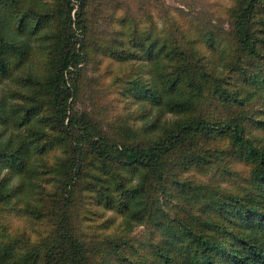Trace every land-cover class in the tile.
<instances>
[{"label":"trees","instance_id":"16d2710c","mask_svg":"<svg viewBox=\"0 0 264 264\" xmlns=\"http://www.w3.org/2000/svg\"><path fill=\"white\" fill-rule=\"evenodd\" d=\"M236 3L233 25L238 44L253 58L264 61L254 28L264 0ZM88 4L89 0H0V89L16 88L7 90L0 100V205L20 191L31 194L29 186L42 175L41 167L49 165L51 149L67 145L70 153L62 166L69 180L61 185L53 230L39 239L28 238L26 243L0 238V264H95L90 260V247L75 226L73 210L89 168L98 167L102 174L97 177L100 184H93L99 203L122 214L123 229L130 231L147 217L152 200L149 190H164L170 154L219 131L229 133L255 163L253 180L260 188L255 200L240 198L222 206L220 212L232 229L217 220L196 217L168 222L163 225L168 239L152 243L151 261L132 258L123 245L125 239L123 243L111 242L110 248L124 264H264V142L248 135L252 115L245 110L261 91L264 97V85L256 82L254 69L237 64L233 70L240 75L229 87L225 79L213 78L215 67L198 50L197 43L203 40L209 47L218 44L214 32L201 27L200 22L196 21L188 34L181 21L172 17L165 34L153 31L154 25L141 35L136 20L124 18L123 23L132 25V43L116 56L140 64V73L128 82L127 94L160 109L146 132L162 124L161 114L178 117L146 144L111 142L89 114L72 111L74 89L65 74L71 66L78 69L88 51ZM193 31L196 37L190 34ZM205 90L241 111L219 119L189 114ZM256 121L264 127V120ZM86 150L96 154L91 162H87ZM13 178L20 181L11 184ZM196 225L213 227L229 239L208 234Z\"/></svg>","mask_w":264,"mask_h":264},{"label":"rangeland","instance_id":"374dc122","mask_svg":"<svg viewBox=\"0 0 264 264\" xmlns=\"http://www.w3.org/2000/svg\"><path fill=\"white\" fill-rule=\"evenodd\" d=\"M236 1L89 0L85 13L88 16L85 40L88 51L86 55L83 54L78 69L71 66L65 72L74 89V96L70 100L72 111L89 114L95 125L114 143L128 141L146 144L157 139L169 123L178 117L171 113L161 114L162 124L146 132L160 109L139 100L134 94H127L128 82L140 73V66H137L140 64L116 56L118 51L127 50L132 43V25L131 22L123 23L124 18L135 19L140 25L141 35L149 32L154 25L157 26L153 31H163L165 34V30L172 26V17L181 21L180 25L188 34L192 25L196 21L200 22L203 25L201 27L213 31L217 36L216 47H209L204 40L197 43L207 63L215 67L214 79L223 78L232 87L240 75L233 69L240 64L254 69L256 82L259 84L261 81L259 85H264L263 59L250 56L236 39L233 25ZM77 10L76 4L72 12L74 19ZM258 13L254 28L258 31L260 47L264 50V6ZM190 34L193 37L197 35L194 31ZM17 89L20 90L19 87ZM7 90L15 91L16 88L2 86L0 100ZM262 92L245 110L246 114L252 115L247 123L248 135L264 142V127L256 123V120H264ZM215 99L211 92L205 90L189 114L219 119L241 111L237 105L224 104ZM51 150L49 165L41 167L42 175L29 186L31 194L27 196L20 191L0 205L1 239L26 243L28 238L39 239L53 230V213L59 209L62 198L61 185L63 181L69 180L62 166L70 153L67 145H57ZM86 151L87 162H91L96 154L91 150ZM168 160L164 190L158 191L154 187L149 190L152 200L147 217L130 231L123 229L122 214L106 203H99L100 195L93 184H100L97 177L102 174L96 170L98 167L89 168L75 197L73 210L76 214L75 226L91 249V263L124 264L119 261L114 249L110 248L111 242H122L124 239L123 245L132 258H136L137 262L151 261L152 243L168 239L169 234L163 225L168 222L175 224L180 219L191 220L196 217L217 220L232 229V224L220 212L222 206L240 198L255 200L257 188L260 189L253 180L255 163L247 158L229 133L219 131L203 136L197 142L171 153ZM19 181L13 178L11 184ZM231 219L238 220V217L231 215ZM195 228L229 239L224 233L213 230V227L196 225Z\"/></svg>","mask_w":264,"mask_h":264}]
</instances>
